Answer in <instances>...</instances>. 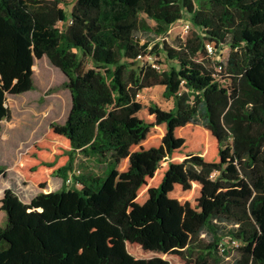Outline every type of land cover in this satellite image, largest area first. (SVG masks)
<instances>
[{"label":"trees","instance_id":"16d2710c","mask_svg":"<svg viewBox=\"0 0 264 264\" xmlns=\"http://www.w3.org/2000/svg\"><path fill=\"white\" fill-rule=\"evenodd\" d=\"M59 21L62 27L49 16L28 24L10 0H0V43L14 38L28 72L33 54L45 57L71 94L64 123L54 127L71 152L55 171L63 185L47 221L25 214V189L0 160V181L9 184L0 201V264H170L135 259L128 244L186 264H264V0H76ZM178 21L193 29L185 38L162 39ZM147 51L160 70L141 64L138 56ZM3 53L0 139L11 120L2 98L15 68V55ZM163 85L173 108L153 109L168 127L167 142L132 151L152 128L132 124L142 107L138 96ZM173 122L208 130L221 147L231 145V154L221 153L218 163H169L142 208L131 209L174 154ZM77 156L99 171L74 168ZM126 159L130 180L118 182ZM195 183V207L170 197L176 186L189 191ZM233 241L238 246L231 248Z\"/></svg>","mask_w":264,"mask_h":264},{"label":"rangeland","instance_id":"374dc122","mask_svg":"<svg viewBox=\"0 0 264 264\" xmlns=\"http://www.w3.org/2000/svg\"><path fill=\"white\" fill-rule=\"evenodd\" d=\"M20 1L24 4L21 5ZM17 7L21 19L32 25H40L46 16L54 19L55 25L62 27L59 12L69 13L76 0H10ZM187 21H178L168 33L172 42L177 36L185 38L183 25ZM15 55V68L11 88L2 98V106L11 110V120L4 122V130L0 139V160L8 165L9 178L16 181L20 188L25 189V214L38 215L47 221L56 203L59 189L63 185L55 171L67 164L71 152L69 141L55 134L54 127L62 125L71 106V94L65 87L67 81L64 74L52 66L45 57L32 55L30 72L22 69L17 57V44L14 38L0 43V57L3 53ZM1 60V58H0ZM163 69L168 68L164 55L158 57ZM0 61V67L2 64ZM0 79L2 75L0 74ZM165 86L145 90L140 95L142 107L132 120V124L151 123L152 128L145 141L132 148V151L158 147L167 142L168 127L161 123L154 113L156 106L163 111L173 108V101L164 97ZM171 135L174 139L173 156L160 164L154 178L147 180L138 193L131 209H141L148 199V190L161 182L169 163L184 162L194 158L206 162L218 163L220 154H231V145L221 147L212 134L200 127L189 124L179 128L175 122L171 124ZM98 166L90 160L77 156L74 168L86 170ZM129 159L123 160L119 166L118 182L130 180ZM78 174V172L75 171ZM9 184L6 179L0 181V201ZM200 185L193 184L189 191L176 186L170 194L171 198L181 203L188 202L195 207L200 197ZM54 196V197H53ZM1 206V203H0ZM36 218V217H35ZM6 214L0 210V226L5 222ZM128 244L126 251L135 259L163 258L170 264H186L175 255L150 252Z\"/></svg>","mask_w":264,"mask_h":264},{"label":"built area","instance_id":"2783aa9c","mask_svg":"<svg viewBox=\"0 0 264 264\" xmlns=\"http://www.w3.org/2000/svg\"><path fill=\"white\" fill-rule=\"evenodd\" d=\"M192 29H193L192 23L185 22V24L183 25L184 33L187 35ZM162 39L167 40V37H163ZM206 48H207V52H208L209 56H214L215 51H214L213 45L207 44ZM138 59L141 61L142 65L151 66L152 68L157 69V70L161 69V66L156 63L157 57L154 54H152L150 51H147L145 54H140L138 56ZM139 97H140V95L138 96V98ZM68 183H69V181H68ZM236 246H238V243L236 241H233L230 243L231 248H234Z\"/></svg>","mask_w":264,"mask_h":264},{"label":"crops","instance_id":"0c3cea01","mask_svg":"<svg viewBox=\"0 0 264 264\" xmlns=\"http://www.w3.org/2000/svg\"><path fill=\"white\" fill-rule=\"evenodd\" d=\"M1 139H2V137H1ZM195 184H197V183H195ZM199 185V184H198Z\"/></svg>","mask_w":264,"mask_h":264},{"label":"water","instance_id":"95a60500","mask_svg":"<svg viewBox=\"0 0 264 264\" xmlns=\"http://www.w3.org/2000/svg\"><path fill=\"white\" fill-rule=\"evenodd\" d=\"M150 179H152V178H150Z\"/></svg>","mask_w":264,"mask_h":264}]
</instances>
